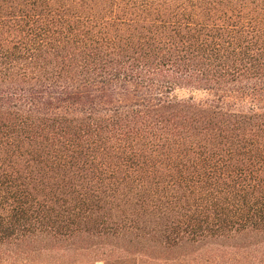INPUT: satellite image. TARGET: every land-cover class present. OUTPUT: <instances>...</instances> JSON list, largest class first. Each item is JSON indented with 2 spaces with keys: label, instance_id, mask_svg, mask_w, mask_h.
Wrapping results in <instances>:
<instances>
[{
  "label": "trees",
  "instance_id": "trees-1",
  "mask_svg": "<svg viewBox=\"0 0 264 264\" xmlns=\"http://www.w3.org/2000/svg\"><path fill=\"white\" fill-rule=\"evenodd\" d=\"M97 263L264 264V0H0V264Z\"/></svg>",
  "mask_w": 264,
  "mask_h": 264
},
{
  "label": "rangeland",
  "instance_id": "rangeland-1",
  "mask_svg": "<svg viewBox=\"0 0 264 264\" xmlns=\"http://www.w3.org/2000/svg\"><path fill=\"white\" fill-rule=\"evenodd\" d=\"M178 94H179L180 96H183V97L188 96V93L185 92V91H180ZM196 96H201V95L197 93ZM97 264H102V263H97Z\"/></svg>",
  "mask_w": 264,
  "mask_h": 264
}]
</instances>
